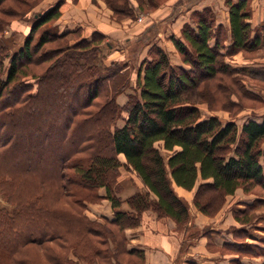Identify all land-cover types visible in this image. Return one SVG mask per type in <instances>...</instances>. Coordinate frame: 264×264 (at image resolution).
Here are the masks:
<instances>
[{"label":"trees","instance_id":"1","mask_svg":"<svg viewBox=\"0 0 264 264\" xmlns=\"http://www.w3.org/2000/svg\"><path fill=\"white\" fill-rule=\"evenodd\" d=\"M7 1L0 0V260L45 264L38 253L44 248L49 264H124L122 255L143 264L145 252L129 249L126 231L149 212L187 231L189 204L175 187L196 189L194 205L209 217L240 189L256 195L235 210L240 227H232L235 241L222 250L236 256L231 264L264 259V236L255 235L264 233V115L240 129L235 121L204 118L198 106L207 82L232 79L236 86L245 75L227 57L264 47V21L256 30L249 22L251 0L227 1L231 40L211 9L193 11L194 24L170 37L185 66L171 63L152 30L149 39L127 40L128 59L108 60L114 47L101 32L70 43L80 28L50 30L66 0L34 15L30 34L13 52L5 28L26 20L40 0ZM106 1L127 18L155 7L152 0H136L137 10L131 0ZM121 169L140 180L127 200ZM104 200L114 217L90 219L88 205Z\"/></svg>","mask_w":264,"mask_h":264},{"label":"rangeland","instance_id":"2","mask_svg":"<svg viewBox=\"0 0 264 264\" xmlns=\"http://www.w3.org/2000/svg\"><path fill=\"white\" fill-rule=\"evenodd\" d=\"M58 1L59 0H40L39 3L33 7V10L27 15L26 20L18 19L19 21L16 20V22H14L13 24L5 28L3 34L5 36V39L11 45V49L13 52L17 51L19 48L23 46L24 41L30 34L31 27L35 21L34 15L43 12L46 6H52ZM131 1H132L133 7H135L136 10L139 9L140 2H137L136 0H131ZM145 1L148 2V0H145ZM152 1L155 7H150L149 5H146V7H144V11L139 9V11L136 12L135 18L122 17V16H118L117 14L115 15L113 9L109 6L106 0H66V2L61 7V13L62 15L64 13H68V14L71 13V15H73L72 13H77L79 11V10H76L79 8H75V7H79L80 5H82V7L84 8L91 7L92 8L90 9L91 11L88 12L91 19H89L87 23L92 24V25H101V27L105 28L106 30H109L112 33H118V32L121 33L120 30L123 29V32L119 34L120 36H117L118 38L115 39L113 37H109L110 38L109 42L114 47V50L111 52L112 54L114 52H115L114 55L119 54L121 52H125L124 54L123 53L121 54L124 55L126 59H128L130 57V54H129V51L127 50L126 40L129 37H134L132 39H135V38L140 39L141 37L144 38V36H142L143 33L141 32L142 31L141 29H144L148 26H152L155 24L157 25L156 26L158 29L157 31H161L164 33L166 29V26L164 25L166 23H163L165 21L164 20L165 16L168 15L171 9L180 2V0H152ZM227 1L228 0H225V1L224 0H200V2L196 6L202 8L201 10H204L206 8L211 9L213 14L217 18V20L221 22L228 20L227 27L229 31L227 35L229 39L231 40L230 8H229V4L227 3ZM254 1L255 0L250 1L251 10L253 12V15H252V19L249 22L252 24L253 29L256 30L262 27V24H260V22L262 21L261 16L262 15L264 16V0H260L261 6H263L262 8L259 6H255ZM6 3L8 5H13L15 3V0H8ZM69 7H73V8L68 9ZM198 7H195V8H198ZM82 10L83 12H85L84 9ZM194 21L195 20L191 13L189 15V20L187 21V23L191 22L194 24ZM54 25H51L50 28H53ZM173 25L174 23L170 22L169 29H171L172 31L174 29ZM86 27H87V24H86ZM44 29H49V27L46 26L42 28L41 32H43ZM80 32L81 33L79 36H74V35L69 36V42L74 43L78 41V39L80 38L81 39L87 38L85 37L83 33V29H81ZM180 35H181V30L178 36ZM171 36H165V39L167 42H171L173 44V46L170 45L172 57L169 55V53L166 50L165 51L167 52L171 60V63L173 65L178 66L181 64L180 66H185L182 61L181 55L179 54L174 43L170 39ZM14 43L15 45H13ZM140 55L141 56H139V58L135 61V65L140 64V62L147 57V50L145 53H142ZM110 56L111 54L107 56L108 60L111 59ZM121 58L122 57L118 58V60H120ZM226 61L229 64L233 65L234 67L242 68V69L246 68L245 75L241 74L240 76H238L239 78H237L238 82H236V86L232 82L233 81L232 79H226L227 82L225 83L223 81L222 82L216 81V82H213L212 84H210V82H207L206 85L204 84L203 86H201L202 96L198 95V101H199L198 106L200 107L204 118L208 116H215V117L220 118L224 122L235 121L238 127L241 129L243 124L246 123L247 121L252 120V119L260 121L261 117L264 115V71L262 72V69H264V47H262L260 50H257L253 53H246V52L240 51L232 56L227 57ZM7 63H9V61H7ZM176 63H179V64H176ZM130 68L132 71H134V68L131 64H130ZM122 96H124L127 99V94H122L121 97ZM121 124L122 123L120 122V125ZM160 146L161 144L158 145V147ZM162 152L165 153V156H166L167 154L166 151L162 150ZM121 171H122L121 176L119 177L120 186L122 188V191L120 192L122 193L121 196L122 198L124 195L131 197L139 190L138 185L140 184L139 182L140 180L139 178H137L136 175L129 173L125 169H121ZM257 189L259 188H256V190ZM256 190L254 189L253 191L256 192ZM195 193H196V189H195ZM246 196L251 197L253 199L257 198L256 195L254 194L246 195L243 192V190L240 189L236 192L235 195L229 196L227 198L226 203L221 209V211L225 209V214L230 212L234 217V212L236 209L245 208V205H243L244 202H242V200L245 199ZM127 199H124V200H127ZM1 202L2 200L0 197V203ZM193 204H194V198H193ZM89 206L90 204L88 205V208L85 211V214L88 217H89V214L93 215L91 214L92 212L89 209ZM124 206H128V205L124 204ZM262 214H264V211H262ZM210 218H214V217H210ZM237 227L239 228L240 225L238 224ZM255 235H257V237H263L264 233L258 231L257 234ZM249 243L253 244L254 241H249ZM211 249L215 250V254H217L218 257L220 258H223L228 255L235 256L226 250H222V249L217 250L213 248ZM44 250H45L44 248L39 249V252H38L39 259L43 263L49 264V259L45 255V252H43ZM244 258H250V257H244ZM258 258L262 259V263H263L264 259L262 257H258ZM121 260L124 264H135L138 261L134 257L123 256V255L121 257ZM0 264H12V263L10 262L9 259H1Z\"/></svg>","mask_w":264,"mask_h":264},{"label":"crops","instance_id":"3","mask_svg":"<svg viewBox=\"0 0 264 264\" xmlns=\"http://www.w3.org/2000/svg\"><path fill=\"white\" fill-rule=\"evenodd\" d=\"M199 2L200 0H180V2L171 9L170 13L165 16V21L163 22L166 23L164 24L166 26L165 34L161 31H157V25L155 24L141 29V32L143 33L142 36L149 39V36H146L145 34L152 30L150 35H153V33L157 34V36H154L153 43L164 48L172 57L170 45L173 46V44L167 42L165 36H178L183 25L189 20V15L193 11L202 9L196 6ZM254 3L255 6L263 7L261 6L260 0H255ZM49 7L50 6H46L45 10ZM71 8L73 7H69L68 9ZM75 8H79L76 9L79 10L77 13H72L73 15H71V13H64L50 30L52 32L55 31L54 33L56 34H60L65 31H72L81 28L87 38H89L94 32H101L108 36L109 41V37L116 39L118 38L117 36H120L119 34L123 32V29H121V33H112L101 27V25L87 23L89 19H91L88 12H90V9L92 8H84L82 5ZM82 9H84L86 13L83 12ZM261 20L260 24L264 21L263 15L261 16ZM170 22L174 23L173 31L169 29ZM223 24L227 26L228 20L223 21ZM132 38L134 37H129L127 40H131ZM146 50L147 48L142 53H145ZM114 53H111L110 60H117L120 57L123 58L124 55L121 53L124 54L125 52L116 55H114ZM123 97L124 96H120L118 98L120 105H124L127 102V99ZM201 182L203 181L200 180L198 183ZM175 190L177 194L180 197L185 198L190 205L191 221L188 225L187 231L177 228V225L173 220L161 221L157 219L155 214L149 212L144 215L143 222L139 227L131 228L126 231L129 240V249L144 251L146 255V261L144 264H231V261L236 259V256L228 255L220 258L215 254V250H212L211 248L217 250L222 249L225 243H233L235 241L230 229L232 227H237L238 223L233 215L230 212L225 214V209H223L216 217H207L199 212L193 204L195 189L187 191L181 187H175ZM101 194L104 195V191H102ZM128 197L130 196L124 195L123 200ZM253 200V198L246 196L242 202L251 203ZM89 209L92 212L91 214H93H89V217L92 220L100 221L103 218L112 219L114 217L112 205L107 200H104L101 204H90ZM123 209L125 211L130 210L128 206H123ZM243 263L262 264V259L244 258Z\"/></svg>","mask_w":264,"mask_h":264}]
</instances>
